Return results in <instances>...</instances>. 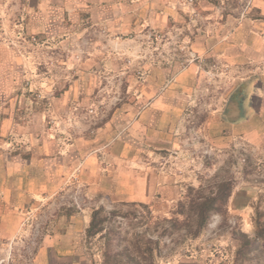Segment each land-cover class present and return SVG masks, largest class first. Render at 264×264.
<instances>
[{"label":"crops","instance_id":"0c3cea01","mask_svg":"<svg viewBox=\"0 0 264 264\" xmlns=\"http://www.w3.org/2000/svg\"><path fill=\"white\" fill-rule=\"evenodd\" d=\"M238 2L0 0V35L11 41L0 42V245L14 242L34 215L56 205L63 211L53 231L42 236L31 264H89L86 231L92 206L106 199L156 209L170 203L181 185L173 171L160 170L156 163L161 153L191 136L186 114L202 110L207 71L218 65L239 78L245 70L264 66V0H247L246 16ZM148 32L167 34V43L178 35L181 47L199 61L173 73L152 69L138 95L146 102L115 109L97 127L80 106L93 91L76 84L59 88L48 105L35 102L24 89L26 80L45 83L46 89L53 79L43 69L37 72L31 52L36 47L22 37H65L57 48L75 50L82 45V33L87 34L92 56L82 64L77 81L94 82L98 76L90 69L111 65L110 51L121 38ZM101 50L103 58L97 55ZM60 78L64 76L55 82ZM250 94L257 96L248 86L243 98ZM250 122L243 124L249 128ZM205 126L207 136L223 130L212 119ZM69 194H75L70 202ZM58 200L65 201L59 205ZM242 208V221L250 226V207Z\"/></svg>","mask_w":264,"mask_h":264},{"label":"rangeland","instance_id":"374dc122","mask_svg":"<svg viewBox=\"0 0 264 264\" xmlns=\"http://www.w3.org/2000/svg\"><path fill=\"white\" fill-rule=\"evenodd\" d=\"M237 6L246 16L247 0H239ZM222 13L223 10L215 20H222ZM178 37L174 35L170 43H167V34L150 32L139 37L130 34L121 38L119 46L114 45L110 51L111 65L101 64L90 69L98 76L94 82L77 81L81 70L85 69L82 64L92 56L87 34L82 33L79 43L82 45L75 50L57 48L56 43L67 39L65 37L51 40L38 36L22 37L36 47L31 52L38 60L37 72L43 69L47 78L53 79L48 88L46 86L52 92L48 95L44 92L45 83L26 80L23 86L31 91L35 102L48 105L59 88L61 91L76 84L80 90L93 91L80 106L86 116L95 119L97 127L103 118L113 117L115 109L134 108L146 102L138 95L143 79L152 69H172L173 73L199 61L189 49L181 47ZM0 42L11 41L7 35H0ZM103 53V50L97 53L98 57L103 58ZM174 61L177 66L171 65ZM263 74L264 66L245 70L239 78L218 65L207 71L206 93L199 103L202 110L200 114L195 110L186 114L191 136L180 140L177 147L161 153L156 163L160 170L176 174L180 190L169 204H162L157 209L141 204L114 203L108 199L92 206L89 211L91 217L94 210L102 208L105 212L102 217H106L107 221L102 234L92 239L86 235L89 264H104L103 254L107 248L112 253L124 252L126 248L131 250V244L136 239L159 241L155 263L147 260L142 264H180L185 260L200 264H264V242L258 251L249 252L247 260L239 259L240 243L234 235V231L239 230L253 235L256 210L264 212ZM61 76L64 78L55 82ZM248 86L250 93L257 96L250 94L248 99H244ZM248 118L251 119L249 128L243 124ZM210 119L222 123L223 130H211L207 136L205 125ZM233 128L236 130L233 131ZM225 181L233 184L232 195L224 207L225 213L213 215L208 228L199 238H186L185 231L172 236L162 235L169 226L165 220L178 211L181 202H188L189 197H196L199 193L208 194ZM67 196L70 202L75 194ZM64 201L58 200L59 205ZM243 206L250 207V226L242 221ZM61 211L63 208L51 205L34 215L14 242L0 245V264H31L42 236L53 231L54 221Z\"/></svg>","mask_w":264,"mask_h":264},{"label":"trees","instance_id":"16d2710c","mask_svg":"<svg viewBox=\"0 0 264 264\" xmlns=\"http://www.w3.org/2000/svg\"><path fill=\"white\" fill-rule=\"evenodd\" d=\"M233 192L231 182H222L208 194L199 193L196 197H189L188 202H181L177 212L165 222L169 224L162 235L172 236L175 233L185 231V237L191 240L199 238L208 228V225L215 214L225 213V205ZM104 209H96L92 213L91 223L86 231L88 239L95 238L102 234L107 221L102 217ZM255 233L249 235L242 231H234L238 238L240 247L237 257L247 260L249 252L260 249L264 242V212L256 210L254 219ZM161 235V236H162ZM154 246V247H153ZM132 249H125L121 253H112L107 248L103 254L104 264H142L144 261L155 263V250L159 248V241H143L136 239L131 244Z\"/></svg>","mask_w":264,"mask_h":264},{"label":"built area","instance_id":"2783aa9c","mask_svg":"<svg viewBox=\"0 0 264 264\" xmlns=\"http://www.w3.org/2000/svg\"><path fill=\"white\" fill-rule=\"evenodd\" d=\"M249 9V4H247V6H246V10H248Z\"/></svg>","mask_w":264,"mask_h":264}]
</instances>
